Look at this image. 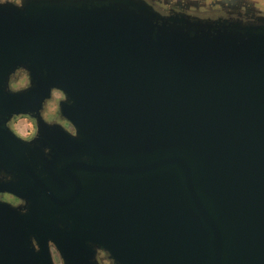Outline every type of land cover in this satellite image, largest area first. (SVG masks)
Masks as SVG:
<instances>
[{
	"label": "water",
	"instance_id": "95a60500",
	"mask_svg": "<svg viewBox=\"0 0 264 264\" xmlns=\"http://www.w3.org/2000/svg\"><path fill=\"white\" fill-rule=\"evenodd\" d=\"M20 5L0 2V115L38 117L58 90L77 137L38 122L48 159L0 127V163L18 177L0 192L29 203L0 205L19 262L54 264L51 242L63 264H98L97 249L114 264H264V19ZM18 68L29 87L8 93Z\"/></svg>",
	"mask_w": 264,
	"mask_h": 264
},
{
	"label": "flooded vegetation",
	"instance_id": "af4514ba",
	"mask_svg": "<svg viewBox=\"0 0 264 264\" xmlns=\"http://www.w3.org/2000/svg\"><path fill=\"white\" fill-rule=\"evenodd\" d=\"M143 1L150 9H152L154 12L158 13L160 16H163V17L180 16V17H184L190 20H196L199 22H213V21L227 22L228 21L231 23H240V24L245 23L244 25L254 24L251 22H256V21L259 22L261 18L256 14L254 15L249 14L247 12L246 7H243L241 5L242 3H240V1H237V0H212L207 6L204 5L202 9L197 6L189 5L188 3L183 2V1H177L173 4L171 3L168 4L165 1L160 2L158 0H143ZM18 70L24 73V75H26L27 84L23 87L13 89L10 86L11 81L14 80L15 75L17 74ZM29 84H30L29 78H28L26 70H24L23 68H18L12 74H10L8 81H7L6 92L16 93V92L25 90L26 88L29 87ZM53 92H58L61 97L57 101L56 110H54L53 114L49 116V119H47L44 117V111H45L46 105L52 101ZM65 100L66 98L62 92L58 90H52L50 98L42 104V108L38 112V117L29 115V114H23V115L11 114V115H5V116L0 115V127H2V129H5V131L9 133L7 135L8 137L7 142L9 143V145L14 146L15 142H14V139H12V136L17 137L18 139H21L25 144L30 145V148H32L33 150L35 148H38L42 156L44 158L49 159L52 155V150L51 148H48V143H46L47 142L46 140L40 139L39 133H38V125H37L38 122L44 123L47 126L48 130L52 132L51 133L52 136H55V138H61V140H63L61 137L62 134H60L61 131L65 132L66 134L72 137H77L75 128L60 113L59 104ZM18 117H26L34 122L35 131L31 136L27 138H23L20 135H18V133H16V131L13 129L12 123ZM62 155H65V153ZM17 178L18 177L16 173L9 171L7 168H5L0 163V184H7V185L14 184L18 180ZM0 205H5L6 207H9L15 210L17 214L23 215L27 212L29 203L28 201L21 199L14 194H11L8 192H0ZM4 218L5 217H3L2 209L0 208V221L2 222ZM11 218L12 217H8L5 219L6 221H10ZM1 226L2 225L0 223V264H15L14 260L16 261V264H30L27 262L26 263L19 262V260L23 261L24 258L26 257V256L19 257L18 255L19 251L22 250L23 245L20 244L13 236L9 235L8 231L3 230ZM27 245L31 248L33 247V249L36 251L38 250L37 244L32 237H30V242L26 243V247ZM49 247H50V253H51V250L54 249L63 264V261L59 253L57 252V250L55 249V247L53 246L51 242H49ZM51 257H52V253H51ZM52 260H53V257H52ZM94 260L98 264H110V263L114 264L113 261L109 258L108 253L101 249L96 250Z\"/></svg>",
	"mask_w": 264,
	"mask_h": 264
},
{
	"label": "rangeland",
	"instance_id": "374dc122",
	"mask_svg": "<svg viewBox=\"0 0 264 264\" xmlns=\"http://www.w3.org/2000/svg\"><path fill=\"white\" fill-rule=\"evenodd\" d=\"M7 1H10L11 3H14L17 6H21L20 4H21L22 0H0L1 3L7 2ZM158 1H160V2L165 1L168 4H170V3L173 4L177 1H183V2L188 3L189 5L197 6V7L202 9L204 7V5L207 6L212 0H158ZM237 1H240V3H242L241 5L243 7H246L247 12L249 14H251V15L256 14L259 17H261L262 19H264V0H237ZM231 21H233V20H231ZM234 21H236V20H234ZM213 22H215V21H213ZM240 22H242V21H240ZM251 23H254V24H249L250 26L260 25L258 23V21L251 22ZM14 81H15V83H14ZM26 84H27L26 75H24V73H22L21 71L18 70L17 74L15 75L14 80L11 81L10 86L13 89H15V88L23 87ZM60 97L61 96L58 92L52 93V101L49 102L45 107V111H44V117L45 118L49 119V116H51L53 114L54 110H56L57 101ZM12 127L16 131V133H18V135H20L23 138H27V137L31 136L35 131L34 122L31 121L29 118H26V117H18L12 123ZM51 253H52L54 264H62L59 256L57 255V253L55 252L54 249L51 250Z\"/></svg>",
	"mask_w": 264,
	"mask_h": 264
}]
</instances>
